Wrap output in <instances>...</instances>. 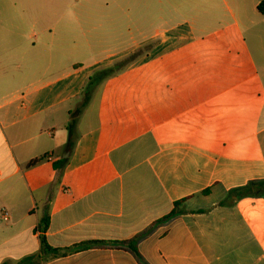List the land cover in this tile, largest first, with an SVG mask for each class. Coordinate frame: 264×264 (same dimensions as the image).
<instances>
[{"label": "crops", "instance_id": "crops-1", "mask_svg": "<svg viewBox=\"0 0 264 264\" xmlns=\"http://www.w3.org/2000/svg\"><path fill=\"white\" fill-rule=\"evenodd\" d=\"M10 1L0 264H264V195L230 196L264 182L263 0ZM143 51L82 108L96 72ZM44 221L67 252L46 262Z\"/></svg>", "mask_w": 264, "mask_h": 264}, {"label": "trees", "instance_id": "trees-1", "mask_svg": "<svg viewBox=\"0 0 264 264\" xmlns=\"http://www.w3.org/2000/svg\"><path fill=\"white\" fill-rule=\"evenodd\" d=\"M258 11L259 13L264 17V0L259 4L258 6ZM141 53V52H140ZM137 54H134L132 57L136 56L137 59ZM129 63V60L122 63V64H117L114 67H110V68H106V69H102L99 70L98 72H96V74L90 79L88 85L86 86L85 90H84V101L82 103V108L85 107L87 105V103L91 100L92 95L101 88L102 84L108 80L109 78L115 76L116 74H118L119 72L122 71V69L127 66V64ZM80 111V110H79ZM74 126H75V122H73L72 124H70V126L68 127V131H69V141H68V148H73L74 144H73V134H74ZM42 159H37L34 160L32 162H30L29 166L33 167L36 164H38ZM254 189L258 190V195L259 196H263L264 195V182L262 183H251L249 185H247L246 187L243 188H238L234 191L231 192L230 196L231 197H237L238 199H244L247 198L250 193L253 194ZM205 195H209L210 191L207 190L204 192ZM180 203L176 204V206H178ZM176 215V213H172L169 216H167L166 218H164L163 220H161V222H164L166 220H169L171 218H173ZM47 229H48V223L47 221H44L42 224L39 225V227L37 228L36 231H40L42 233L41 236V250H40V254H39V258L41 261H48L50 259H56L59 257H63L67 254V252H65L66 250H62V249H56L53 248L49 245L47 237H46V233H47ZM104 242H93V243H89V244H82L78 247H76L79 250H83L86 249L87 247H91V246H95V245H104ZM132 246V250H134L135 252H138L136 247ZM33 260H35V257H28L25 260H23L21 262V264H27L29 262H32Z\"/></svg>", "mask_w": 264, "mask_h": 264}, {"label": "rangeland", "instance_id": "rangeland-1", "mask_svg": "<svg viewBox=\"0 0 264 264\" xmlns=\"http://www.w3.org/2000/svg\"><path fill=\"white\" fill-rule=\"evenodd\" d=\"M2 1L3 0H0V4L2 3ZM27 2V3H29V6H28V9H25L24 10V8H23V6L21 7V2ZM48 1H51V3L50 4H48L47 6H44V7H46L47 9H48V13H51V12H57V5L53 2V0H48ZM56 1V0H55ZM9 2H12V1H10V0H5V2H3L2 4H1V8L2 9H4L5 8V5H4V3H9ZM15 2H17L18 3V13H23V12H28V10L30 11L31 10V12L34 14V13H38L37 12V10H39V9H37L39 6H37L35 3H38V0H16ZM64 2H65V7H64V11L63 12H61V13H63V14H73V13H75V12H79V13H81V12H87V8H88V6H74V4H73V0H64ZM30 31H37V29H35V28H32ZM121 39H123V41L125 42V43H128V41H130V38H121ZM141 38H139V40H140ZM115 40V39H114ZM113 48L115 49V48H117V43H115V41H114V44H113ZM150 49V47H146V51H148ZM144 52V51H143ZM141 52V53H138V57H137V59L139 58V57H142V56H145V55H147L146 54V52ZM136 56L135 57H129V58H127V59H124V60H122V61H120V62H118V63H116V64H114L113 66H111V67H114V66H116L117 64H122V63H124V62H126V61H128L129 60V63L127 64V66H125L123 69H122V71L124 70V69H126L127 67H129L132 63H134L136 60ZM120 73V72H119ZM4 219V218H3ZM5 221V220H4ZM0 225H2V227H4L6 224H5V222H1L0 221Z\"/></svg>", "mask_w": 264, "mask_h": 264}, {"label": "built area", "instance_id": "built-area-1", "mask_svg": "<svg viewBox=\"0 0 264 264\" xmlns=\"http://www.w3.org/2000/svg\"><path fill=\"white\" fill-rule=\"evenodd\" d=\"M6 220H7V218H6Z\"/></svg>", "mask_w": 264, "mask_h": 264}]
</instances>
